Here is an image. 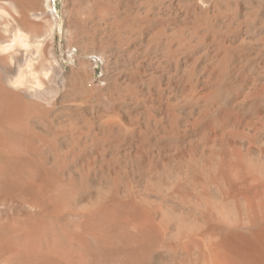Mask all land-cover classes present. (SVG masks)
I'll list each match as a JSON object with an SVG mask.
<instances>
[{
	"label": "rangeland",
	"instance_id": "obj_1",
	"mask_svg": "<svg viewBox=\"0 0 264 264\" xmlns=\"http://www.w3.org/2000/svg\"><path fill=\"white\" fill-rule=\"evenodd\" d=\"M30 2L3 58L24 111L0 129V264H190L179 228L264 205V0Z\"/></svg>",
	"mask_w": 264,
	"mask_h": 264
},
{
	"label": "bare ground",
	"instance_id": "obj_2",
	"mask_svg": "<svg viewBox=\"0 0 264 264\" xmlns=\"http://www.w3.org/2000/svg\"><path fill=\"white\" fill-rule=\"evenodd\" d=\"M43 1L46 3V6H49L47 3V0H42V2ZM31 2L30 0H0V129H1L2 123L5 121L10 122V124L11 123L15 124L18 120L21 119L22 113L24 111L23 106L13 96V93L11 92V90L7 88V86L4 85V72L6 71V69L3 64V58L9 57L10 60L18 59L16 57H17V51H19L20 43H22L23 45L29 44L30 41L28 40L27 35L23 34L20 27L21 25H23V22L27 20L26 16L28 12L31 10L30 9ZM10 37L11 39H9ZM5 41L9 42V44H7L6 46L4 45ZM32 59L33 57L31 56V54L28 53L26 60L24 61L25 62L24 64H26V66H30V64L32 63ZM12 65L13 64L10 61V63L8 64V69L11 70ZM17 67L19 66L17 65ZM28 69L29 67L27 68V70ZM7 81L9 82L14 81V83L17 82L16 80H13L12 77H7ZM20 81L23 84V87H25L23 89L26 92H28L29 94H34L30 92L28 89L30 84L27 78H24ZM9 85L10 84H8V86ZM2 141L4 142V139L2 136H0L1 146L3 143ZM0 150H1L0 151V167L1 168L5 167V165H8V164L10 165L12 163H15L14 162L15 156H18L16 152H10L9 149L2 150L1 147H0ZM262 204H264V202ZM237 216H240V215H237ZM243 216L244 215H242V217ZM212 217H215V216H212ZM218 217L222 218V222L226 218L225 214L224 215L222 214L221 216H218ZM212 219H215V218H212ZM212 223L214 222L212 221ZM151 224L152 223L150 222L149 226ZM214 225H216V223ZM208 226L209 227L206 228L207 230L202 234V237H203L202 240H200L196 235L192 234L191 233L192 231H190L191 229H189L188 231L189 233L185 232V229L186 228L188 229L189 226L184 229V233L186 234H184L182 232V229L180 228L178 229L177 234H175L176 243L178 245H184V246H189V247H192L195 245L197 248L200 244L202 245L201 246L202 249H200L199 260H195L194 263H190V264H264V205L251 208L249 211V214L242 222L233 221L232 219V221L228 222L227 224L225 223V224H220L216 226H213V225L211 226L208 225ZM24 233H26V231ZM33 241H34V237H32L31 235L29 236V234H25V235L21 234L18 244L14 243L12 245L10 244L7 245V248L11 254L9 256L10 257L12 255L14 257L18 256L19 259H22V255H24V257L25 256L27 257L28 255H26L27 253L25 252L26 248L29 245H31ZM196 258L198 259V256H196Z\"/></svg>",
	"mask_w": 264,
	"mask_h": 264
}]
</instances>
